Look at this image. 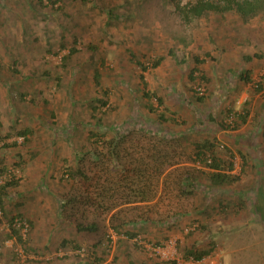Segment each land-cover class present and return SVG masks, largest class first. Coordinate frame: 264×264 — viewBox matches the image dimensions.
Listing matches in <instances>:
<instances>
[{
	"label": "rangeland",
	"instance_id": "obj_1",
	"mask_svg": "<svg viewBox=\"0 0 264 264\" xmlns=\"http://www.w3.org/2000/svg\"><path fill=\"white\" fill-rule=\"evenodd\" d=\"M174 1L0 0V264H189L209 247L204 263L264 264V12L185 21ZM203 140L236 181L212 186Z\"/></svg>",
	"mask_w": 264,
	"mask_h": 264
},
{
	"label": "trees",
	"instance_id": "obj_2",
	"mask_svg": "<svg viewBox=\"0 0 264 264\" xmlns=\"http://www.w3.org/2000/svg\"><path fill=\"white\" fill-rule=\"evenodd\" d=\"M52 1V3L58 2V1H62V0H50ZM174 7L177 10L178 14L180 15L181 19L185 20V21H189L192 18H199L201 16H204L208 13H217V14H223L225 12H229V11H234L240 18L242 21H248L250 18L255 17L257 15H259L260 13L264 12V0H195L193 2H186L185 4H180L179 1H174ZM62 37V36H61ZM63 38V37H62ZM75 41V39H74ZM88 50H94L96 47L93 45H88L87 46ZM74 49L70 50V55H73L72 53H74ZM256 56H260V55H256ZM69 56H65L64 59L68 58ZM134 57V56H132ZM246 59H249L248 57H245ZM195 62L199 63L198 58L194 59ZM136 62L138 63V65L140 66L142 71H145L147 69V66L144 65V63L138 59L136 60ZM159 63V60H154V62H152V66H157ZM197 69H192V71L190 72L189 78L194 80L193 77V73L196 71ZM93 71H94V80L95 83L98 84V79H99V75H98V70H97V66L93 67ZM248 73L246 71H243L241 73V77H243V79L248 80ZM202 78V76H201ZM204 78V76H203ZM139 79L141 81V84L143 86V91L142 94L144 96V98L146 100H151V98L155 95H152V93L147 89V83L144 80V75L142 73H140L139 75ZM259 88H261V86H259ZM107 95V91H103V96L102 95L100 97H93L90 99V106H91V112H92V116L95 117L96 121L100 124L102 121L101 116L103 114H105V111H100L99 107L105 106L107 104L106 99H104ZM155 98L158 100L159 103H162V98L160 96H155ZM201 98V97H198ZM147 109L151 112H153L155 110V108L152 107V105L150 103L147 104ZM160 119H164L165 120V114L164 113H160L159 115ZM241 119L244 120V117L242 116ZM1 125V123H0ZM98 131H100L98 129ZM21 133H25V131H21ZM102 133L97 132L96 134L94 132L91 133V135L93 137L98 138V135H101ZM214 145L210 140H203L200 143H195V161L197 163H201L204 165H208V166H212L214 168L215 171H213V173H211V175L209 176L210 178V182L212 184V186L214 187H219L221 185H225L227 184H231L234 181H236L238 179L237 176L233 175L231 173L232 170V163H228L227 164V168L224 171V163L222 161L221 158H218L215 156L214 154ZM210 160V161H209ZM1 170V169H0ZM8 183V184H7ZM5 185H3L0 189V193H4V191H6V189L11 186L14 185L13 182H7ZM260 196V195H259ZM263 196V195H262ZM260 196V197H262ZM61 207L63 208L64 205L63 203H61ZM20 217V216H19ZM16 217H11L9 219V221L11 222L12 228L11 231L13 233V236L16 238L17 241L23 242L22 240V236L20 234V231L18 228H15V222L13 223L14 219ZM81 225L77 226L78 229H88V230H96V226L93 225H89V226H84V227H80ZM127 236L131 237V236H135L134 233L131 232H127L126 233ZM64 243H62V245L68 244L72 247H75L76 249H80L81 245L76 242L75 239L73 240H66L63 241ZM99 244V243H98ZM94 248V247H93ZM210 247L208 249H203V250H193V249H185V255L186 256H192L194 259L196 260H200L203 257H205L209 252H210ZM80 251V250H79ZM93 252V250L91 251ZM75 255L78 256V253H76ZM99 259V258H98Z\"/></svg>",
	"mask_w": 264,
	"mask_h": 264
},
{
	"label": "built area",
	"instance_id": "obj_3",
	"mask_svg": "<svg viewBox=\"0 0 264 264\" xmlns=\"http://www.w3.org/2000/svg\"><path fill=\"white\" fill-rule=\"evenodd\" d=\"M198 93L199 94H203V89L202 88H198ZM210 161V160H209ZM188 262L189 264H210V263H204V258L200 259V260H196L194 259L192 256H189L188 258ZM188 264V263H187Z\"/></svg>",
	"mask_w": 264,
	"mask_h": 264
}]
</instances>
